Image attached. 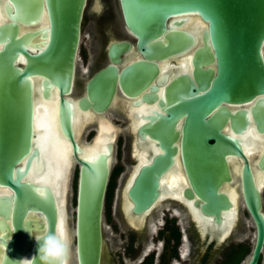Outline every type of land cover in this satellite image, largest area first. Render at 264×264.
Returning a JSON list of instances; mask_svg holds the SVG:
<instances>
[{
	"label": "flooded vegetation",
	"instance_id": "af4514ba",
	"mask_svg": "<svg viewBox=\"0 0 264 264\" xmlns=\"http://www.w3.org/2000/svg\"><path fill=\"white\" fill-rule=\"evenodd\" d=\"M41 2L43 14L44 0ZM95 3L99 5L95 7ZM105 3V0H93L92 3L87 0L81 36L89 26L90 41L83 48L80 37L70 92L61 97L53 88L49 97L45 98L42 78L32 79L34 116L43 102H50L52 109L56 107L55 130H59L60 137L70 150L72 175L69 194L70 199L73 198V207L76 203L79 165L72 154V142L64 136L58 124L61 98L71 106L73 141L83 151L86 150L84 153L88 152L87 146H94L98 136H103L105 143L96 153L106 151V146L112 145L102 206L101 264H247L254 248L255 224L245 201L243 169L246 166L250 172L260 196V211L264 217V93H254L243 102L221 101L207 111L205 100L198 98H206L208 92L215 88L217 67L209 38L204 37L206 22L197 16L169 20L167 26L183 20V25L177 28L184 30L188 36L184 45L162 57L153 48L144 49L143 54L136 47L137 36L126 29L121 11L117 20L119 31L111 30L110 14ZM2 14L5 16V10L0 4V25L12 22L6 16L4 20ZM42 14L34 24L14 19L17 27L14 37L28 52L32 51V43L40 42L39 36H30L42 27ZM158 39L163 45L169 44L164 35ZM120 42L128 43L129 48L119 55L120 63L115 64L118 75L112 95L107 104L100 108L87 97V83L112 65L108 49L111 44ZM260 53L264 64V42ZM15 63L20 68L26 65L22 52H17ZM123 70L125 72L120 76ZM97 94L103 97L101 92ZM237 95L234 91L233 97ZM81 98L88 99L85 110L78 104ZM201 113L203 121L211 119L213 126L235 141L240 149V154L235 151L224 154L227 177H216L219 181L216 194L220 198L218 207L215 199L218 215L207 212L206 179L201 175L196 177L195 172L193 175L189 173L184 163L185 152L182 153L183 132L194 130L190 124L184 128V122L190 115ZM168 116L175 120L174 127H159L162 119ZM100 123L109 124L110 133L100 131ZM36 124L35 117L33 131L37 137L44 131ZM83 124L78 136L77 129ZM153 132L173 134L177 139L166 147L150 136ZM189 147L186 146V151ZM168 148L170 154L166 151ZM164 157L166 159L163 161ZM22 163L20 166H23ZM31 181L37 180L29 171L21 182ZM61 187L59 193L62 194ZM55 200L58 203L57 193ZM12 204L13 190L0 181V238L4 241L0 257L5 258L3 264L17 255L11 254ZM32 217H38L40 222L44 220L42 215L28 213L23 219L24 228L26 219ZM33 242H28L19 264L32 260ZM18 250L23 252V246H19ZM256 264H264V241Z\"/></svg>",
	"mask_w": 264,
	"mask_h": 264
},
{
	"label": "water",
	"instance_id": "95a60500",
	"mask_svg": "<svg viewBox=\"0 0 264 264\" xmlns=\"http://www.w3.org/2000/svg\"><path fill=\"white\" fill-rule=\"evenodd\" d=\"M0 4L4 7L5 16L12 20L0 25V181L13 190L11 254H18L19 246L23 244L24 216L36 213L42 215L44 220L40 222L38 217H32L39 225L36 233L35 230L32 232L31 239L34 240L31 260L34 264H39L36 260L37 237L54 232L61 217L72 239L70 264H101L102 206L112 145L108 144L106 151L92 157L84 156V151L73 141L72 109L65 99L59 101L58 124L64 136L72 142V154L79 165L75 206L69 212L71 161L66 167L68 172L64 176L62 194L57 193L58 197L61 195L58 203L55 190L49 185L37 181L21 182L29 171L39 174L42 170L40 148L33 131L32 79L42 78L45 98L49 97L53 88L61 97L70 92L87 0H44L43 14L41 0H0ZM118 4L124 25L137 36L136 47L143 54L144 49L153 48L162 57L184 45L188 36L184 30L177 28L183 25V20L167 26L169 20L197 16L206 22L204 37L209 38L217 67L212 93L208 92L206 98H198L205 100L207 111L221 101L243 102L254 93H264V64L260 53L264 42V0H118ZM41 14L43 25L30 36H39L40 42L32 43V51L28 52L14 37L17 31L14 19L34 24L39 21ZM5 16L1 15L4 20ZM162 35L169 41L168 45H163L158 39ZM128 48L126 42L111 44L108 56L112 65H108L87 83V97L93 99L96 106L104 107L112 95L118 75L115 64L120 63L119 55ZM18 51L26 57L24 68L16 66ZM206 55L209 56V52ZM234 91L237 97H233ZM99 92L102 98L98 96ZM78 104L85 110L88 99L81 98ZM202 115H190L185 120L183 127L190 124L194 130L183 132L182 153L185 152L184 163L189 173L193 175L195 172L196 177L201 175L206 179L207 212L218 215L215 199L218 207L220 198L216 194L219 184L216 177H227L224 154L227 151L240 154V149L235 141L213 126L211 119L203 121ZM174 121L168 116L162 119L159 127L172 129ZM204 127H208L207 130L204 131ZM150 136L166 147H170L177 139L173 134L160 132H153ZM187 145L190 146L188 151L185 149ZM166 151L171 153L170 148ZM21 163L23 166H20ZM243 190L255 224L254 248L247 264H256L264 241V217L260 211L259 193L246 166L243 169ZM70 215L74 216L72 220Z\"/></svg>",
	"mask_w": 264,
	"mask_h": 264
},
{
	"label": "bare ground",
	"instance_id": "6f19581e",
	"mask_svg": "<svg viewBox=\"0 0 264 264\" xmlns=\"http://www.w3.org/2000/svg\"><path fill=\"white\" fill-rule=\"evenodd\" d=\"M96 6L97 5L95 4V7ZM55 116H56V107L54 109H52V104L50 102H43L41 104V106L38 107V111H37L36 116H35L36 122H37L36 125L40 129H42L44 132L41 135L37 136V142H38V145L40 148V154H41V156H40L41 164H42L41 165V167H42L41 172L44 169H45V171L42 173L41 176H38L41 174V172L39 174L32 172V175L34 176V178H36V180L38 182L46 183V185H49L50 187H52L55 190V193H59L60 187L65 186V177L64 176L68 172V171H66V167H67V165H69V163L71 161L70 160L71 156H70V150L68 148V145L63 140V138L60 137V135L58 133L59 130L58 129H57L58 131L55 130V128H56ZM80 121L81 120L79 119V123H80ZM79 123L76 125H79ZM108 125L100 123V131L108 133L110 131ZM83 127H84V124L81 128L77 129L78 136H80L81 130L83 129ZM110 128H112V127H110ZM103 135H104V133H103ZM99 137L100 136H98L96 138V140H94L95 141L94 146H87L88 152H85L84 156L92 157L96 154L97 149L103 148L105 140L102 139L103 136H102V138H99ZM84 151H86V150L84 149ZM42 159L45 160L46 162H44ZM43 163H44V165H43ZM57 177H59V178H57ZM58 179L60 180V182L62 180L63 183L58 182L59 181Z\"/></svg>",
	"mask_w": 264,
	"mask_h": 264
},
{
	"label": "clouds",
	"instance_id": "9594fccd",
	"mask_svg": "<svg viewBox=\"0 0 264 264\" xmlns=\"http://www.w3.org/2000/svg\"><path fill=\"white\" fill-rule=\"evenodd\" d=\"M60 222L63 229L59 235L54 231L46 237L37 239L36 260L39 264H70L72 239L63 217ZM12 264L16 262L12 261ZM29 264L34 262L29 261Z\"/></svg>",
	"mask_w": 264,
	"mask_h": 264
},
{
	"label": "rangeland",
	"instance_id": "374dc122",
	"mask_svg": "<svg viewBox=\"0 0 264 264\" xmlns=\"http://www.w3.org/2000/svg\"><path fill=\"white\" fill-rule=\"evenodd\" d=\"M93 0H91L92 3ZM106 3V10L107 13L110 14V23H111V27H112V31H119L117 28V23L119 21V17H120V10H119V6H118V1L117 0H111V4L109 5V0H105ZM118 20V21H117ZM109 28V27H108ZM90 41V29L89 26L87 28H85L82 36H81V45L83 48H86L88 46V43ZM69 212L72 211L73 208V198L69 196ZM71 214V213H70ZM71 220H72V215H70ZM35 220L32 219H26L25 222V229H24V237H23V241H22V246H23V252L20 251L17 255H15L11 260L15 261L16 264H19V260L21 258V256L23 255V253H25L26 251V247L28 246V242L31 241V239H33L32 236V232L35 230H37L39 228V225L34 222ZM25 249V251H24ZM19 255V256H18ZM12 261L10 264H12Z\"/></svg>",
	"mask_w": 264,
	"mask_h": 264
},
{
	"label": "snow or ice",
	"instance_id": "6c2138e0",
	"mask_svg": "<svg viewBox=\"0 0 264 264\" xmlns=\"http://www.w3.org/2000/svg\"><path fill=\"white\" fill-rule=\"evenodd\" d=\"M57 178H59V177H57ZM62 229H63V224L59 221V223L55 227V232L59 235L61 233ZM47 235H49V234L45 233L43 236H38L37 239H41L43 237H46ZM3 244H4V241L2 238H0V248L3 247ZM4 259L5 258L0 257V264H3Z\"/></svg>",
	"mask_w": 264,
	"mask_h": 264
}]
</instances>
